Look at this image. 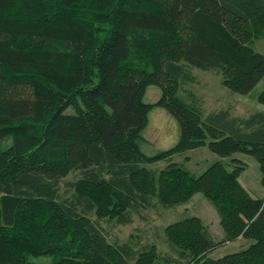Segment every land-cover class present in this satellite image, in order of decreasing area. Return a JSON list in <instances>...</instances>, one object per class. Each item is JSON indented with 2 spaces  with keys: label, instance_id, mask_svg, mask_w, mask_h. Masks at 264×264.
<instances>
[{
  "label": "trees",
  "instance_id": "obj_1",
  "mask_svg": "<svg viewBox=\"0 0 264 264\" xmlns=\"http://www.w3.org/2000/svg\"><path fill=\"white\" fill-rule=\"evenodd\" d=\"M263 37L264 0H0V264H34L37 256L149 264L150 248L114 245L89 213L128 224L135 203L156 198L171 207L196 192L212 201L225 233L217 241L199 217L179 219L166 229L179 256L188 264H264V198L241 183L246 162L234 156L254 154L264 184V113L205 115L178 96L194 80L192 67L251 91L264 76L255 48ZM151 84L162 89L155 102L144 99ZM156 105L177 118L180 136L150 155L142 131ZM203 145L231 162L195 175L171 160ZM160 159L168 165L148 166ZM70 174L76 179L63 193ZM239 236L252 243L208 256Z\"/></svg>",
  "mask_w": 264,
  "mask_h": 264
},
{
  "label": "rangeland",
  "instance_id": "obj_2",
  "mask_svg": "<svg viewBox=\"0 0 264 264\" xmlns=\"http://www.w3.org/2000/svg\"><path fill=\"white\" fill-rule=\"evenodd\" d=\"M255 48L264 53V37L256 41ZM192 73L194 80L185 82L178 96L185 103L200 106L205 115L219 109H228L230 117L237 115L245 118L257 112L264 113V103L258 100V95L264 89V76L251 91L240 93L224 85L221 74L215 69L192 67ZM161 95L162 89L156 84H151L147 88L144 99L147 102H155ZM72 110V108L68 109V111ZM171 133L172 136H170ZM142 136L141 148L147 154H155L177 143L180 136L179 122L165 106L156 105L149 112L148 123L142 131ZM234 156L246 162V167L239 176L241 183L253 196L264 198V184L261 180V169L257 157L247 152H238ZM171 158L173 163L180 164L195 175L201 174L217 160L231 162L230 157H221L207 145L175 152ZM168 163L166 159H160L148 163V166L153 169H162ZM74 179H76L75 174L65 178L61 184L63 193L68 190L66 182ZM153 201L152 205L135 203L130 211L133 220L128 224H114L107 218L97 219L93 213H89V217L108 232V238L114 245L129 242L139 251L150 248L153 259L149 264H188L170 246L166 237L168 225L186 216L199 217L217 241L223 238L225 232L221 224V216L212 201L203 193L196 192L187 201L171 207L163 206L156 198ZM251 243V239L239 236L219 243L208 253V256L217 259L228 253L240 251ZM31 260L34 264H53L51 256H37L32 257Z\"/></svg>",
  "mask_w": 264,
  "mask_h": 264
},
{
  "label": "crops",
  "instance_id": "obj_3",
  "mask_svg": "<svg viewBox=\"0 0 264 264\" xmlns=\"http://www.w3.org/2000/svg\"><path fill=\"white\" fill-rule=\"evenodd\" d=\"M158 88H160L159 86H158ZM177 134H179V132L177 131ZM170 136H172V133H171V135ZM179 139V138H178ZM259 197V196H258Z\"/></svg>",
  "mask_w": 264,
  "mask_h": 264
}]
</instances>
